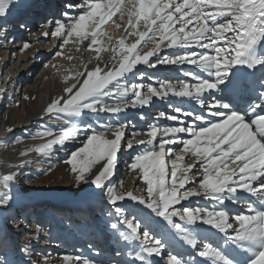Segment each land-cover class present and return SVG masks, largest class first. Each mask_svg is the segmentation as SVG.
Instances as JSON below:
<instances>
[{"label": "snow or ice", "instance_id": "6c2138e0", "mask_svg": "<svg viewBox=\"0 0 264 264\" xmlns=\"http://www.w3.org/2000/svg\"><path fill=\"white\" fill-rule=\"evenodd\" d=\"M14 3L0 0V17H5ZM69 7H78L79 14L62 13L67 22L55 21L51 35L62 39L61 47L88 41L86 50L95 52L98 63L91 69L85 64L84 71L65 77L76 82L64 89L66 95L53 99L45 112L68 119L58 132H39V136L52 138L33 150L47 155L54 145L65 146L83 133L82 146L70 151L64 161L78 185L94 186L112 205L125 199L144 205L194 249L200 244L201 225L215 229L222 243L205 242L198 251V256L211 264H264V75L256 81L254 71L244 75L234 71L238 66L264 70V0H85ZM117 19L122 23H116ZM110 22L123 28L125 36L114 41L106 29ZM128 37H133L131 43ZM164 49L175 51L162 55ZM104 52L109 58L101 67ZM141 64L152 68L157 64H189L199 71L186 73L194 82L165 80L158 86L122 82L129 75L139 74L143 79L138 68ZM205 93L211 96L208 103ZM215 93L223 95L217 98ZM170 95L195 100L215 119L187 112L184 116L194 119L185 126L179 115H169L167 119L177 121L178 126L152 125L146 133L132 132L128 139L124 123L104 124L100 129L91 124L81 126L89 113L119 114L128 107L149 105L154 97ZM113 96L117 102L110 105L105 98ZM243 103L247 107H241ZM182 111L175 108L176 113ZM159 116L166 114L160 112ZM196 121L205 122V126ZM141 135L146 139H137ZM139 145L147 147L133 156L129 171L145 187L140 194L118 191L111 184L118 154L124 147L132 150ZM14 178V173L0 177V205L11 200L10 182ZM243 193L255 202L233 216L225 204L239 201ZM194 196H204L215 204L211 208L182 205ZM114 211L124 216L122 207ZM121 223L127 231H120L117 223L111 228L125 241H141L135 256L142 264H148V257L162 254L165 240L142 227L139 220L125 217ZM42 231L37 225L36 232ZM63 260L66 264H95L80 256L65 255ZM167 264L193 262L169 252Z\"/></svg>", "mask_w": 264, "mask_h": 264}, {"label": "bare ground", "instance_id": "6f19581e", "mask_svg": "<svg viewBox=\"0 0 264 264\" xmlns=\"http://www.w3.org/2000/svg\"><path fill=\"white\" fill-rule=\"evenodd\" d=\"M83 3H85V0H61L60 2L58 0H15V3L11 6L8 14L5 17H0V29H3V37L13 38V35L19 37L18 40L14 41L13 44L9 46V50L0 52V102L3 100L7 102V98H10L11 100L10 103L4 102L2 106L0 105V145L3 143L5 145L4 147H7L6 152L0 151V177L9 173H13L12 166L14 163L17 166L21 164L25 165V169L23 168L24 170L15 175L14 180L10 182V194L12 197L11 199H14L17 203L15 208H17L18 210L21 209L23 211L24 208L26 209L30 206L42 207L43 204L48 203L49 205L55 207L57 212L62 214L66 213L62 215H66V219L62 218V216L60 219H58L57 222L60 224L59 226H62L63 220L66 221L68 225H72L70 230H66V234L69 235L70 233H72L74 235L75 230L79 229V232H77L79 237L77 240H75L74 244L72 243V248L66 249L64 252H58L57 254H55L61 264H66V262L63 260V257L65 255L73 257L80 256L94 261L95 264H142V262L139 261L135 256V253L140 251V240L125 241L118 235L117 231L114 229L110 230L106 228L107 226H104V229L102 230L100 228H97L98 221L96 219L97 216H94V214H96L94 212L97 208H99V206H102L103 209L106 205L110 207L112 211L115 207H122L124 209V214H126L127 212L129 213V216L127 217V219L129 220H132L134 219V217L140 216L141 214L145 215L143 211L147 212V223L143 224L144 226L142 227H146V229L151 231L154 236L161 238L166 242V246L163 249L161 255H153L147 258L148 264H167V253L169 252H172L173 254L180 253L185 259L192 260L193 264H211V262L206 258L199 257L198 251L200 250L202 244L205 242H214L217 244L222 243V240L220 238L221 234H218L215 229L209 228L207 230L205 228H201V225L198 229V232L200 233V235L198 236L200 244L195 249L188 245L186 242H183L182 244L174 243L172 242L169 235H165L166 228L169 227V230H172L171 226L163 223L161 218L156 217L155 214L151 213L150 210H148L144 205L138 204L136 201H132L130 199L118 201L116 205H112L108 202L107 197L102 196L99 191L94 188V186H90L89 184L78 185L75 182L74 175L69 171V168L64 163V161L68 159L69 152L71 150L82 146L84 140L83 133H81V135L76 140L66 142V145L63 146V150L60 147L59 150L55 151L56 154L54 153V156L52 157L40 154L36 151L34 152L33 156L25 157L24 155H22V153H24V146L31 145L34 149L36 146L46 142L47 139L52 138L39 136L37 135L39 132L46 129H51L54 133L58 132L61 125H64L65 121L68 119L67 117L63 119H57L55 113L48 114L45 112L47 105L53 99L66 95L64 89L72 83L76 82L75 79L65 80V77H74L75 73L84 71L85 64H87V67L91 69L98 63L97 59L95 58V52L86 50L88 41H85L83 44L69 43L68 45H64L63 47H61L63 43L62 39L60 37L51 35V33L55 29V21L64 19L65 22H67V19L62 15V13L69 12L70 15H78L80 9L78 7L69 6H78ZM18 8H20V11L22 12L31 8L29 9L31 10V12H29L30 15L34 16V21L29 20V17L25 20L20 16L16 17L14 21L7 22L9 18L15 16L14 14L17 13ZM35 20H39V23H37ZM26 21L29 22V24L23 25L24 27L20 25L21 23H25ZM116 23L122 22L117 19ZM7 25L10 28H8ZM20 26L23 33H19L17 30L18 28L20 29ZM106 29L108 34L113 37L114 41L125 36L124 29L116 28V26L111 22L106 26ZM45 32L49 33V35L45 36L43 34ZM11 34L12 36H10ZM132 39L133 37H128V42L131 43ZM25 44H28L29 47L24 48ZM33 47H36L37 49L42 51L41 55L36 57L35 59L32 58V55L34 54ZM146 50L147 49H145V51ZM195 50L200 51L199 48H196ZM173 51H175V49H164L162 55H170ZM57 52H62L63 54L58 56ZM102 56L103 60L99 61V63L101 67H104V64L108 62L109 53L104 52L102 53ZM69 57H71V59ZM20 58L24 59V61L29 59L26 65L31 66L33 64H36L33 68L36 70V73L32 78H34L36 74L37 78L33 83L31 82L34 79H32L31 82H28L27 85L25 84L24 87H21L17 98H14L13 87L15 85V81H13V78L10 75L17 70ZM40 59H42L41 62ZM34 60L37 63L34 62ZM152 60L155 61V57H153ZM89 61L91 62L89 63ZM26 65L22 64L19 67L23 71L28 67ZM138 68L144 73L143 79L138 78L139 74H137L136 76L129 75L127 79H130L132 81L131 83H143L145 85L152 83L156 86H158L160 82H163L165 80H171L173 83L181 80L192 81V78L188 77L186 73L192 70H195L197 72L199 71L195 69V66L189 64H157L155 68L141 64L138 65ZM259 75H264V70H262V73H259ZM38 80H40L39 84L35 85L34 83ZM122 82L126 83V80ZM215 95L219 97L223 94L215 93ZM204 98L206 103L211 100V96H209L208 93L204 94ZM181 99L182 98L180 97L171 95L166 98L154 97L149 105H145L143 107H128L125 111L119 113L118 115H122V117L124 116L123 123L127 125L125 139L130 138L129 134H131L132 132L145 133L143 132V129L147 130L150 126H152V123H159L160 125L158 127L161 128L167 127L164 126L166 123H168L169 125L167 116L178 114H181L183 116V113L186 112L184 111V109L187 110L190 107V112L194 113L195 115H205L210 120L215 119L209 115L207 108L201 107L195 100L185 98L186 101H179ZM105 100L110 105L117 102L114 96L107 97L105 98ZM176 107H180L183 110L182 113H176ZM190 109H188L187 111H189ZM160 112H164L166 116L160 117ZM129 115L131 117L127 119ZM113 117H117V114L106 112H100L98 114L89 113L87 116H84L82 118V125H92L93 123L95 125L97 122H101L102 125L109 124L112 123L111 118ZM85 119L88 120V122ZM193 119L194 117L183 116L182 121L185 126H190ZM15 122H17V124H15ZM176 122L177 121H172L173 126ZM196 124L199 126H205V122L202 121H196ZM146 125H149L147 129ZM9 129H11V131H9ZM28 130L32 131L33 133L32 139H30L29 141H20L17 144H12L9 142V139L16 136V134H18L19 132ZM180 136L184 139L188 138L187 134H180ZM137 139H146V136L141 135L137 137ZM145 146L147 145H139L132 150L124 147L119 152L115 174L111 177V180L116 177L118 178V181H116L117 179L115 180L118 185V187H116L118 191H134L136 194H140L144 189V183L135 174L129 171V165L132 162L133 156L137 152L143 150ZM63 152L66 153L63 156L64 160L63 162L59 163L60 161L57 160V157L62 156ZM35 155L41 156L42 162H39V166L46 163H53L51 164L54 167L53 171L51 172V175L54 176L53 181H51L50 179L46 180L47 182L41 181V179L39 181H36L31 179L32 177L28 176V172L26 171L28 170L27 166L32 163ZM27 158H29L30 160L28 161L29 163H23V161L27 160ZM187 163H192V160L188 159ZM121 182L123 183V188L120 187ZM111 184L113 185L112 182ZM239 195L242 196L239 201H232L225 204V207L233 216L246 211L248 203L255 202V198H249L246 193ZM57 200H60L58 201L59 204L56 203ZM213 202L215 201L207 199L204 196H194L191 197L188 201H182L181 203L184 207L211 208L208 205L213 204ZM180 206L181 205H176V207ZM79 208L81 209V211L79 212L80 216L87 215V218H91L89 222L90 224L88 225L90 226L89 228L83 227L81 225L82 223L76 225V222H81V217L77 219H70V215L68 216V214L70 213L73 214L74 210L79 211ZM11 209H7L6 205H0V228L6 229V226L11 223V228H13L14 233L17 234V248L21 249L28 244L30 248L32 247L33 249H36L34 250L32 256L36 258L38 256L37 250L41 251V249H43L44 246H46L50 242L49 239L45 238L43 235L44 226L47 225V222H45L44 219L42 221V217L40 219L41 215L39 213H34L35 217L37 218V222H35L34 219H31L28 225L22 227L21 224L17 222V217L19 216V214ZM71 210L73 211V213ZM91 211L94 214H92V216L90 217L89 213L91 214ZM81 212H84V214ZM111 216L112 223H116L121 218V216L115 214V211L112 212ZM101 219L99 221H101ZM177 222L179 223L180 221L177 219ZM51 223L53 225V223L55 222L52 220ZM36 224L43 228L42 232H36ZM91 225L94 226V228ZM100 225L101 224H99L98 226ZM92 231L96 232L92 233ZM120 231H127L126 227L123 224L122 226H120ZM112 232L114 237H112ZM32 234H35V236H32ZM210 234L213 235V237H211ZM29 235L31 243H29L28 241ZM204 236H208L209 240L204 241ZM60 240L61 241H53V244L50 242V244L55 248L64 247L66 241L63 243L64 239ZM97 243L103 244V246H110V248L114 249L115 252H111V250H106L105 252L103 246L102 248H100ZM66 244H69V242L67 241ZM168 245L170 246L169 249H167ZM54 252L56 253L57 251L54 250ZM30 253L31 252L29 251L26 255ZM117 253H120V255H117ZM46 255L43 259H45ZM132 259H134V262H132ZM29 263L31 264V262Z\"/></svg>", "mask_w": 264, "mask_h": 264}, {"label": "rangeland", "instance_id": "374dc122", "mask_svg": "<svg viewBox=\"0 0 264 264\" xmlns=\"http://www.w3.org/2000/svg\"><path fill=\"white\" fill-rule=\"evenodd\" d=\"M53 1V0H52ZM46 10V9H45ZM16 11V10H15ZM28 11V12H27ZM27 11H20V8H18L17 9V13H15L14 15L15 16H13V17H11V18H9L8 19V21L7 22H11V21H14V19L16 18V17H22V18H24L25 20H26V18H28V19H30L31 18V15H30V12H31V10H27ZM30 11V12H29ZM24 16H23V15ZM19 15V16H18ZM33 16V15H32ZM14 18V19H13ZM36 18V17H35ZM27 19V20H28ZM34 21V20H33ZM39 21V20H38ZM37 22V21H36ZM21 26H23V25H25V23L23 22V23H21L20 24ZM21 26H20V29H21ZM7 27H8V25H7ZM24 27V26H23ZM8 28H10V27H8ZM1 31H0V33H2V35L0 36V52H2V51H7V50H9V46L11 45V44H13V42L11 41V40H8V38H5V37H3L4 35H3V29H0ZM77 52V51H76ZM41 54H34L33 55V59H35L36 57H38V56H40ZM35 61V60H34ZM36 62V61H35ZM37 63V62H36ZM29 68V67H28ZM31 69H26V71H25V73H27L28 71H30ZM29 73V72H28ZM28 73L26 74V78L29 76V82H31L32 81V79H34L31 83H33L34 81H35V79L37 78V74L34 76V78H32L31 77V75H28ZM133 78V77H132ZM131 78V79H132ZM134 79V78H133ZM135 80V79H134ZM128 81V82H127ZM136 81V80H135ZM39 82H40V80H38L37 82H35L34 84L35 85H38L39 84ZM131 80L129 79H127L126 80V83H129V84H131ZM4 102L6 103V101L4 100ZM0 105L2 106V101L0 102ZM0 106V107H1ZM187 107V106H186ZM192 110H194V109H192ZM184 111H186V109H184ZM191 111V109L189 110V111H187V112H190ZM123 114V113H122ZM179 116L181 115V114H178ZM184 116V115H183ZM183 116L181 115L180 117H181V120H183ZM131 116L129 115V117H127V119L128 118H130ZM114 118V119H113ZM113 118H111L112 119V123L111 124H116L117 122H119V123H123V118H124V116L122 117V115H118L117 114V117H113ZM122 118V119H121ZM86 120V119H85ZM130 120V119H129ZM87 122H88V120H86ZM90 121V120H89ZM90 123V122H89ZM15 124H17V122H15ZM175 125L174 126H178V122H176V123H174ZM92 125H94V123L92 124ZM102 125V123L101 122H97L94 126H92L94 129H100V126ZM82 127H83V125H81ZM149 126V125H148ZM143 132H147L146 130H144L143 129ZM131 133V132H130ZM36 134H37V131H36ZM32 135H33V133H32V131H30V130H28V131H21V132H19L18 134H16V136H14V137H12V138H10L9 139V142L10 143H12V144H17L18 142H20V141H22V142H27V141H29L30 139H32ZM38 135V134H37ZM37 137H39V136H37ZM1 146H3L2 144H1ZM5 146V145H4ZM56 147H58V148H56ZM60 147H61V149L63 150V146H61V145H54L53 146V149L47 154V156H54V153L56 154V150H59L60 149ZM145 147H147V146H145ZM174 147H178V146H174ZM70 148H73V147H70ZM6 149H7V147H4L3 149H2V151H4V152H6ZM28 149V150H27ZM75 149V148H74ZM73 149V150H74ZM72 151V150H71ZM23 152L24 153H26L24 156L26 157H28V156H33L34 155V150H33V148H32V146L31 145H28V146H24V149H23ZM70 153V152H69ZM66 153L65 152H63V155L62 156H60V157H57V160L58 161H60L59 163H61V162H63V160H64V158H63V156L65 155ZM44 155V154H43ZM40 159V160H39ZM28 161H30L29 160V158H27V160H24L23 161V163H25V162H28ZM49 161H51V160H49ZM42 162L41 161V156H36L35 155V158L32 160V163H30L28 166H27V168H28V170H26L27 172H28V176H30V177H32L31 179H33V180H36V181H39L40 179H41V181H46V180H48V179H50L51 181H53L54 180V176H52L51 174V172L53 171V166L51 165V164H53V163H46V164H44V165H40L39 166V164ZM186 162H188V159H186ZM29 163V162H28ZM18 164V163H17ZM38 164V165H37ZM34 167H32V166ZM35 165V166H34ZM37 165V166H36ZM51 165V166H50ZM42 166V167H41ZM13 173H15V175H17V174H19V172H21L22 170H24L25 168V165L24 164H21V165H19V166H17L15 163L13 164ZM24 168V169H23ZM45 171V172H44ZM46 174V175H45ZM46 179H45V178ZM45 179V180H44ZM113 179V178H112ZM117 179V180H116ZM118 181V178L116 177L115 179H113V180H111V182L113 183V186H115V187H118V185H117V182L116 181ZM47 182V181H46ZM115 182V183H114ZM41 183H43V182H41ZM194 185L195 184H189L188 185V187H194ZM58 201H60V200H57L56 201V203H58L59 204V202ZM16 205H17V203H16V201L14 200V199H11L10 201H9V203L6 205V207H7V209H11V210H13V211H15L17 214H19V216L17 217V222H19L20 224H21V226L22 227H24V226H26V225H28V223H30V220L31 219H34L35 220V222H37L36 221V217H35V214L34 213H38V212H33V216H31V218L29 219V216L27 217V219L25 218V215L26 214H28V212H29V210L31 209V206L30 207H27L26 209L24 208L23 209V211L21 210V212H20V210H18L17 208H15L16 207ZM47 205V206H46ZM64 207V206H63ZM37 208H41V209H43V210H47V212L49 213V214H52V213H54V211L56 210V208L55 207H53L52 205H49L48 203H45V204H43V206L42 207H37ZM58 209H60V208H58ZM99 209V210H98ZM17 210V211H16ZM84 210V209H83ZM105 210V211H104ZM35 211V210H34ZM79 211H81V210H79ZM96 212V214H94V216L96 217V219H97V221H98V223H97V226L99 225V224H101V225H104V224H106L105 226H108L109 224H110V222L112 223V220H111V218H112V212L114 211H112L111 210V208L110 207H108L107 205L102 209V206H99V208H97L96 210H95ZM108 211V212H107ZM24 214H23V213ZM92 212V211H91ZM105 213V214H104ZM109 213H111V215H109ZM63 214H66V213H63ZM83 214H84V212H83ZM93 214V213H92ZM92 214H91V216H92ZM116 214V213H115ZM22 215H24V216H22ZM37 215V214H36ZM99 215V216H98ZM129 216V213L127 212L126 214H124V218L125 217H127V216ZM83 216V215H82ZM90 216V217H91ZM152 216H153V214H152ZM41 217H42V219H41ZM102 219H101V218ZM122 217V216H121ZM134 217V216H133ZM137 218H135L136 220H139V222L141 223V225L142 226H144L143 224H146L147 223V218H144V215H140V216H136ZM139 217V218H138ZM146 217V216H145ZM23 218V219H22ZM86 218H87V215H86ZM101 219V221H99L100 219ZM124 218H120L121 219V221L124 219ZM26 219V222L24 221ZM40 219L43 221V219L45 220V217L43 216V215H41L40 216ZM71 219V218H70ZM77 219V218H76ZM99 219V220H98ZM51 221L52 220H50L49 221V223H47V225H49V224H51ZM78 221V220H77ZM110 221V222H109ZM34 222V221H33ZM55 222V221H54ZM63 222H64V220H63ZM75 222V221H74ZM65 223H66V221H65ZM79 223H81V222H76V225H79ZM85 223V224H84ZM109 223V224H108ZM149 224V223H148ZM59 223L58 222H55V223H53V228L52 227H47V229L45 230V233L46 234H44V236L45 235H47V233H50V234H53V231L52 230H54V233H58L59 234V231H57L59 228ZM88 223H86V222H82V226L83 227H88ZM94 225V224H93ZM100 225V226H101ZM36 226H37V224H36ZM52 226V225H51ZM92 226V225H91ZM110 226H111V224H110ZM93 228H94V226H92ZM99 227V226H98ZM52 229V230H51ZM60 232H62V231H60ZM77 232H78V230H77ZM77 232H75V234L77 233ZM92 233H93V231H92ZM74 234V235H75ZM14 235H16V234H14V232L13 231H11L10 233H2L1 231H0V248L1 249H5V248H7V245H9V243H10V241L11 240H14ZM72 233H70L67 237H60L59 239H58V241H61L60 239H64V241H63V243L65 242V245H64V247H62V250H56L57 252L55 253L54 252V249H52L51 247H49L48 245H46V246H44V248L43 249H41V251H39V250H37L38 252V256L36 257V258H34V257H31V258H29V257H27L26 256V251H23L22 249L23 248H21V249H19V250H17V252L15 253V254H13V257L12 258H8V260L7 261H5L3 258H2V256H0V264H9V261H11V264H30L29 262H31V263H33V264H45V259H43L44 258V256L46 255V257H47V264L48 263H51V264H61L60 263V261L57 259V257L55 256V254H57L58 252H64L66 249H69V248H72V243L74 244V242H75V240H77L78 239V237H79V235L77 236V237H75ZM80 236H84V235H80ZM85 236H87V235H85ZM73 237H75V238H73ZM47 238H48V236H47ZM50 241V240H49ZM53 241H57V239L56 238H53V240H51L50 242L52 243ZM67 241L69 242V244H66L67 243ZM50 242H49V245H50ZM42 244V243H41ZM53 244V243H52ZM26 247V246H25ZM57 248V247H56ZM40 249V248H39ZM36 250V249H35ZM7 254V253H6ZM53 254V255H52ZM40 256V257H39ZM37 258H39V260H36Z\"/></svg>", "mask_w": 264, "mask_h": 264}]
</instances>
